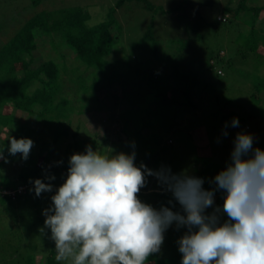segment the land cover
<instances>
[{"label": "rangeland", "instance_id": "1", "mask_svg": "<svg viewBox=\"0 0 264 264\" xmlns=\"http://www.w3.org/2000/svg\"><path fill=\"white\" fill-rule=\"evenodd\" d=\"M38 2L39 4H35L33 0H0V27L4 29L0 32L1 34L3 32L2 37L5 40L11 34L9 31H14V28L18 27L17 24L25 23L45 8L82 6L91 15L87 24L95 26L109 19L111 9L119 0H38ZM240 2L241 0H125L117 9L115 13L117 25L113 27L114 51L113 55L108 57L109 63L115 65L111 68L117 70L123 63V70L128 71V63L134 62L135 58L132 56L136 54L139 64L136 62L135 67L149 64L152 68H158L172 77L169 82L158 79L156 83L151 84L150 89L154 90V95L157 93V88H160L168 90L169 94L175 92L177 97L181 95L175 90L178 85L174 78L175 72L193 74L191 71L200 72L202 68L204 72H201L202 75L199 74V80L204 85L209 83L210 86L209 89H205L208 92L206 96L203 95L202 100L199 96L202 97L200 91L204 89V85L199 90V94L196 92V103L202 102L207 111L217 112L216 116H204L206 112L204 109L198 110V115L191 110L181 109L176 116L177 124L174 130H167L163 126L155 128L150 118L146 128L143 122L141 127L130 123L132 131L147 135L141 140L149 143L154 152L150 151L149 154L146 149L140 154L138 152L137 165L143 162L152 169L167 165L171 166L173 172L193 173L206 178L207 188L209 187L207 179L212 173L204 170L207 166L201 162V156L208 157V162H215L211 166L212 169L221 167L224 162L222 157L227 153L230 154L233 147L232 140L240 131L253 134L254 147L264 150V110L258 103L254 104L253 100L244 103L255 90L251 75L256 67L252 63L253 55L249 54L250 56L246 57L241 54L242 51H248L243 47H246V34L253 28V12L252 9L245 8L237 14ZM247 5L264 6V0H247ZM218 17H227L229 20L223 22ZM256 24L257 28L264 27V17H261ZM150 29L159 43L157 55L152 53L154 43L144 40L145 34ZM52 39L53 37L49 35L40 38L44 50L40 48L35 51L36 61L41 62L44 57H50L49 59L57 57L60 70L63 71L64 67L68 66V75L78 76L80 69L83 71L85 68L76 62L75 52L66 47L62 39L58 43V49H55L54 44L51 43ZM63 54L67 58H63ZM221 54L224 55V59L219 58ZM200 63L204 66L201 67ZM220 69L228 75L222 78L217 74ZM63 77L67 78V75ZM84 78L92 81L91 74ZM79 81L80 79L75 82V86L80 85ZM75 90L77 91V88ZM132 90L129 85L121 87L119 83L106 86L96 91L97 99L93 98L91 101L87 98L78 99L82 94L74 95L68 91V94L72 95L71 98L78 99L75 101L76 109L71 117V135L68 141L73 145L76 140L73 133L78 131L77 138L91 139L96 136L100 143L104 142V147L98 149L101 154L111 155L113 152L121 151L128 153V141L125 140L123 143L119 141L115 144V140L126 137L123 131L124 119L121 115L129 105L122 97L124 92ZM113 92L120 93V96L115 98ZM90 93L92 90L84 96L89 97ZM262 96L261 104L264 106V90ZM153 98L157 101L156 96ZM229 98L234 100L232 105L227 103ZM226 106L238 113L240 127L229 128L230 135L224 138L223 125L232 119L223 121V108ZM253 109L257 114L254 119L249 116V111ZM18 113L16 123L17 120L26 119L24 114ZM37 128L40 133L42 128ZM14 134V125H10L3 128L0 135L9 137ZM62 153L63 151L56 155L60 157ZM19 171L18 165L12 162L4 168V173L12 178H16ZM66 172L67 168L59 166V170L54 173L57 179L53 183L57 186L63 183L62 174ZM149 183L151 184L149 190L144 194L143 191L138 194L143 201L158 207L160 203L170 198L169 195L161 194L156 190L154 178H149ZM31 187L32 185L27 188L21 186L19 191L22 193L12 199L13 204H11L12 200L8 201L0 197V264H45L55 252V245L49 239L50 231L47 235L41 231L45 220L42 211L51 203L50 197L53 193H43L40 197H36L29 190ZM153 192L158 194H149ZM216 202L221 205L223 203L219 193ZM183 233L184 229L177 231L175 226L170 228L165 234L161 252L149 257L150 262L152 258L162 259L181 255L176 241Z\"/></svg>", "mask_w": 264, "mask_h": 264}, {"label": "clouds", "instance_id": "2", "mask_svg": "<svg viewBox=\"0 0 264 264\" xmlns=\"http://www.w3.org/2000/svg\"><path fill=\"white\" fill-rule=\"evenodd\" d=\"M239 127L233 117L224 123L222 136ZM7 141L0 160L29 159L31 138L10 135ZM232 144L225 167L207 179L208 188L206 178L193 173L137 165L135 141L130 153L101 154L91 144L73 153L59 186L51 165L41 178H30L36 197L53 193L42 211L41 231H50L58 264H151L149 257L161 252L173 226L184 229L176 241L180 264H264V150L254 147L253 134L244 131ZM149 178L170 196L167 203L157 207L140 198Z\"/></svg>", "mask_w": 264, "mask_h": 264}, {"label": "trees", "instance_id": "3", "mask_svg": "<svg viewBox=\"0 0 264 264\" xmlns=\"http://www.w3.org/2000/svg\"><path fill=\"white\" fill-rule=\"evenodd\" d=\"M124 1L119 0L116 6L111 9L107 21L95 26L87 24L91 15L86 8L82 6H61L60 8H45L34 14L25 23L17 24L18 27L14 28V31H9L11 34L6 40L2 37L3 32L2 34L0 32V134L3 128L14 125V137L17 139L28 137L35 142L27 161L21 160L19 156L9 157V161L17 164L20 168L16 178L4 173V168L8 163L0 160V197L11 201L15 196L17 197L22 193L19 191L21 186L30 187L29 179L41 178L44 175V169L49 165H51L49 169L51 173L59 170V166L68 168L69 157L73 153L84 152L89 144L93 146L94 150L104 147V142L100 143L96 136L91 139L77 138L79 136L78 131L73 133L76 138L74 144L72 145L68 141L71 135V117L76 109L75 101L78 99L85 100L86 98L89 101L93 98L97 99L96 91L103 87L119 83L121 87L129 85L133 89L132 91L124 92L122 97L126 99L129 105L127 110L121 115L124 119L123 131L126 137L115 140V144L119 141L122 143L125 140L128 141L127 148L128 153H130L132 151L131 142L135 141L137 158L139 157L138 152L140 154L141 151L146 149L151 154L153 148L149 143L141 140L147 135H142L138 133L139 131H132L129 126L130 123L141 127L143 122L146 128L148 126V118H150L154 122L153 127L163 126L167 130H174L177 124L176 116L181 109L191 110L195 115H198L197 111L201 109L208 112H205L204 116H214L217 113L215 112L216 110L212 111V113L207 111L206 106L202 102L201 104L196 103L195 95L199 94V90L204 85L199 80V74L204 72L202 68L200 72L198 70L197 72L191 71L193 74L175 72L174 78L178 84H176L175 90L179 92L181 97L175 96V92L169 94L168 90L160 88H157V93L154 95V90L150 89L151 84L156 83L158 79H165L169 82L172 77L169 74L167 76L164 71L158 68H152L149 64L135 67L136 62L139 64L136 54L132 56L135 58L134 62L128 63V71L123 70V63L120 64L117 70L111 68L115 67L108 60V57L111 54L113 55L114 51L115 36L113 27L117 25L115 13L124 4ZM33 2L39 4L38 0H33ZM245 8L248 10L252 9L253 28L246 34V47H243L247 48L248 51H242L241 54L246 57L253 55L254 58L252 59L254 60L252 63L256 68L251 75V77L253 76V88L255 90L250 93L249 99H246L244 103H250L253 100L254 104L258 103L264 110V106L261 104L263 100L262 91L264 90V27L257 28L256 24L261 17H264V6L247 5V0H241L236 11L237 14H240ZM218 18L223 22H228L229 20L227 17ZM3 30L0 27V31ZM44 35L53 37L51 43L54 44L55 49H58V43L62 39V43L75 52L76 62L80 63V66H84L85 69L83 71L80 69V74L72 77L68 75V66H66L67 68L64 67L63 71L62 69L60 70L57 64V57H52L51 59H49L50 57H44L43 61L37 62L35 51L40 48L44 50L43 44L40 42V38L43 39ZM144 40L147 42L152 41L154 43L152 44V53L155 55L159 54V43L153 35L152 29L145 34ZM223 56L221 54L219 58ZM63 58H67L65 54H63ZM211 61L214 63L213 60ZM197 64L199 63L197 62ZM200 65L201 67L204 66L203 63H200ZM222 70H218L217 74L224 78L228 74ZM90 74L92 81L83 79V77ZM63 75H67V78H64ZM242 75L245 74L242 73ZM79 79L80 85L75 86V82ZM208 84L204 85V89L202 88L200 91L202 97L199 96V98L201 100L203 95H207L208 90L205 89H209L210 85ZM76 88L77 91L75 90ZM91 90L92 93H90L89 97L84 96ZM68 91L72 94L74 93V95L82 94V96L78 99L71 98L72 95H69ZM112 94L115 98L120 96V93L113 92ZM153 96H156L157 101L154 100ZM233 101L229 98L227 103L232 105ZM227 107L223 108V121L237 117L238 114ZM18 112L24 114L26 119L23 121L17 120L16 123ZM249 116L253 119L257 117L254 109L249 111ZM153 119L161 123L155 122ZM37 127L42 128L40 133ZM8 138V136L2 137L0 135V147L4 146V142L8 143ZM227 146L229 145L227 144ZM227 148L230 149V147ZM62 151V156L58 157L56 153L60 154ZM5 155H8L6 150ZM229 155L227 153V155L222 157L224 160L223 165L216 169L211 168L213 163H215L214 161L208 162V157L201 156V162L207 166L204 170H207V173H212L210 178L214 177L225 167ZM58 161H63V164L57 166ZM150 185L149 183L141 192L143 191V194L147 192L151 187ZM149 194L157 195L158 193ZM13 201H11V204L14 203ZM164 203H167V201H164ZM54 253L52 258L49 257L46 260L45 264H58ZM180 256L176 255L162 259L152 258L151 264H180ZM30 260L28 261L30 262Z\"/></svg>", "mask_w": 264, "mask_h": 264}]
</instances>
